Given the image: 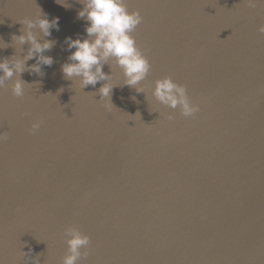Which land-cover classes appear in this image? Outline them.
<instances>
[{"label": "water", "instance_id": "1", "mask_svg": "<svg viewBox=\"0 0 264 264\" xmlns=\"http://www.w3.org/2000/svg\"><path fill=\"white\" fill-rule=\"evenodd\" d=\"M64 2L0 0V60L27 54L20 21L59 17L54 63L21 74L22 97L16 77L0 87V264H63L70 226L91 237L77 264H264V2L125 0L151 69L137 93L106 64L110 110L105 81L64 77L65 38H87L83 5ZM167 76L195 117L152 95Z\"/></svg>", "mask_w": 264, "mask_h": 264}, {"label": "clouds", "instance_id": "2", "mask_svg": "<svg viewBox=\"0 0 264 264\" xmlns=\"http://www.w3.org/2000/svg\"><path fill=\"white\" fill-rule=\"evenodd\" d=\"M78 2L83 7L78 11L77 18L87 22L85 27L87 38L81 39L79 36L76 39L65 38L66 50L70 53L67 59L70 62L62 65L64 77L78 81L80 89L89 85L95 87L98 82L105 81L98 91L101 100L105 101L104 106L109 110L114 106L111 95L117 85L110 82L112 74L103 70L106 64L111 67L114 63L122 69L123 85L134 88L137 93H145L144 88L137 85L146 79L151 64L138 48L132 35L143 20L140 12L129 11L125 0H78ZM56 3L69 7L64 0H56ZM20 22L24 27L20 35L12 36V41L21 46L29 44L27 54L23 58L13 55L10 59L0 60V87H5L6 81L16 77L11 85L12 94L16 97L25 94L26 83L21 79L22 73L29 71L42 75V66H51L54 63L53 57L44 53L53 48L55 41L44 37H50L53 28L59 30V17L50 20L41 11L35 19L25 18ZM36 30L39 31V36ZM258 31L264 33V25H261ZM8 46L0 40V48ZM73 49L75 51H72ZM33 58L36 59V63L28 66L27 61ZM152 95L163 105L172 109L179 108L185 118L195 117L200 111V104L190 98L186 86L175 82L171 76L156 80ZM40 126V122L34 123L32 130L35 131ZM5 138V134L0 133V141ZM64 235L68 248L67 254L63 257V264H77L82 257L88 256V246L91 242L89 235L82 233L75 226L66 228Z\"/></svg>", "mask_w": 264, "mask_h": 264}]
</instances>
